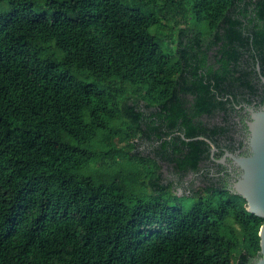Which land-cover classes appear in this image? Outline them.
<instances>
[{"label": "trees", "instance_id": "16d2710c", "mask_svg": "<svg viewBox=\"0 0 264 264\" xmlns=\"http://www.w3.org/2000/svg\"><path fill=\"white\" fill-rule=\"evenodd\" d=\"M256 64L264 0H0V264H250L198 136L234 140Z\"/></svg>", "mask_w": 264, "mask_h": 264}, {"label": "water", "instance_id": "95a60500", "mask_svg": "<svg viewBox=\"0 0 264 264\" xmlns=\"http://www.w3.org/2000/svg\"><path fill=\"white\" fill-rule=\"evenodd\" d=\"M247 110L249 118L244 139L247 154L225 151L217 161L223 163L226 158L230 159L237 173L227 183L228 189L245 199L249 212L263 219L258 232L260 249L251 264H264V102L257 109L247 107ZM205 140L211 145L213 156L216 147L209 139Z\"/></svg>", "mask_w": 264, "mask_h": 264}, {"label": "flooded vegetation", "instance_id": "af4514ba", "mask_svg": "<svg viewBox=\"0 0 264 264\" xmlns=\"http://www.w3.org/2000/svg\"><path fill=\"white\" fill-rule=\"evenodd\" d=\"M255 69L259 77L256 82L258 86L257 93L253 95V97L247 98V100H232L234 106L233 121H235L236 123V132L233 134L234 140L232 142L223 141L222 143L218 144V146L214 144L216 150L214 151L213 156L209 154V158L203 160L200 163L202 167H205L207 165V167L211 169V173L220 174L222 177L224 175V172L226 171L227 174H225L223 178L227 181V183L237 173L236 169L232 167L229 158H226L225 162L223 163H219L217 159H219L225 151L238 152V154L240 155L247 154V149L244 144V139L247 132L246 120L249 118V111L247 110V107H253L257 109L264 102V70H261L258 64H256ZM192 121L195 124L200 125L201 127H208L210 124V120L205 113L193 116ZM200 137H202L204 140L206 138L201 135L198 136V138ZM217 169L220 170L217 171ZM197 182L201 183L200 178L197 180ZM251 262L252 260L250 261V264Z\"/></svg>", "mask_w": 264, "mask_h": 264}, {"label": "rangeland", "instance_id": "374dc122", "mask_svg": "<svg viewBox=\"0 0 264 264\" xmlns=\"http://www.w3.org/2000/svg\"><path fill=\"white\" fill-rule=\"evenodd\" d=\"M162 172H163V176H162V181L165 182H169L173 179H175V177L177 176L176 174L173 173V170L171 169V166L166 164V163H162ZM202 184L200 182H193L191 183V187L196 189L197 187L201 186ZM181 189H178L177 194H181ZM192 199H188L185 200L183 203H188V206L191 204Z\"/></svg>", "mask_w": 264, "mask_h": 264}]
</instances>
